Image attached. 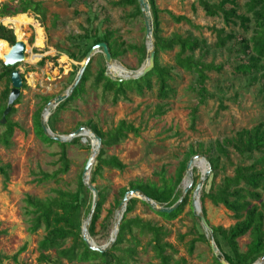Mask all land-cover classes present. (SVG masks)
I'll use <instances>...</instances> for the list:
<instances>
[{
	"label": "rangeland",
	"instance_id": "374dc122",
	"mask_svg": "<svg viewBox=\"0 0 264 264\" xmlns=\"http://www.w3.org/2000/svg\"><path fill=\"white\" fill-rule=\"evenodd\" d=\"M34 1L40 3L43 14L32 9L21 11L20 0L0 1V9L5 5V15L0 19L25 14L33 19L44 35L43 47L38 48L35 45V27L27 25L24 29L26 57L35 54L40 57L35 62L26 60L17 63L14 67L20 70L26 86L21 87L17 98L19 100L13 104L14 111L9 115V120L16 124L11 143L9 146L0 143V165L9 167L7 181H4L0 174V264H37L40 253L38 241L45 231L43 227L33 233L28 230L30 216L26 213L25 197L30 195L44 198L52 194L51 189L55 187L74 190L91 150V138L88 136L80 137L76 143L67 144L65 148L70 160L68 171L60 175L57 181H34V178L39 176L40 170L50 172L58 167L56 161L60 146L56 142H47L42 135H39L36 120L39 119L40 122L46 104L45 97L52 98L63 93L73 82L84 58L83 42L72 36L82 35L86 29L91 34L86 42L90 43L95 37L92 34L101 36L103 31L114 29L116 31L114 35L123 43L121 52L112 60L114 66L135 72L147 61L144 24L141 14L132 15L135 12L134 6H113L112 2L116 0ZM154 1L158 9L161 37L167 38L174 32L183 35L189 32L204 37L208 45L204 48L205 51L196 50L195 57H202L205 62L213 61L215 64L227 66L234 60L235 53L230 44L227 43L223 48H215L212 44L215 36L207 29L209 26H224L221 18L207 16L197 0ZM237 2L240 12H243L244 0ZM171 14L187 16L196 27L190 26L185 21L175 22ZM86 16L90 17L89 23L86 21ZM0 25L11 29L16 39L11 24H5L0 20ZM231 28L241 31L239 27H226L227 30ZM142 45L146 49L144 56L136 49L137 46ZM176 51L177 48L161 51L158 56L160 65L173 67L171 84L174 93L164 100L157 96V86L154 84L152 89L144 90L143 94L130 91L127 93V98H120L113 103L111 93H104L101 86L95 87L93 83L96 71L104 64L103 54L98 51L91 58V75L85 82L84 91L69 100L64 107L56 108V105L50 109L45 124L55 135H67L80 125L88 128L95 126L106 133L120 121L131 123L138 129L137 135L129 133L118 143L103 147L105 157L116 156L125 167L122 170L104 167L101 175L96 177L94 185L103 187L106 193L101 218L115 200H121L120 190L130 189L131 182L136 180L158 182L157 172L161 169H165L167 177L175 178L183 163L187 164L193 155H204L200 150L213 145L216 139L232 137L237 129L249 128L258 121L264 120V106L259 85L249 84L245 78L231 75L226 68L207 72L208 78L205 84L213 96L205 103H198L195 88L197 77L175 62ZM69 52L74 54L73 58L69 56ZM41 59H43L42 64L39 62ZM47 75L51 79H47ZM31 80L33 84L30 83ZM6 87L11 89L10 80L7 77L1 78L0 95ZM3 102L0 96V103ZM159 106L162 113L157 112ZM195 106H197L196 119L192 122L191 110ZM2 130L3 126H0V132ZM192 151H196L195 154L188 157ZM232 157L236 163H242L243 160L245 163L249 162L234 151ZM204 167L206 164L203 159H195L190 173L192 179L193 176L200 179ZM233 168V165L222 158L221 165L213 177L214 185L220 183L223 176L231 175ZM189 178L185 171L178 189H182ZM194 188L190 191V200ZM88 196L92 200L90 191ZM190 205L192 206L191 203H187L175 219L167 220L147 205L137 201L128 216L138 215L144 220L162 225L168 231L166 240L176 251L173 254L175 259L182 256L187 264H217L209 246L210 232L193 216ZM204 207L206 219L211 225L227 228L235 221L232 213L221 204L214 205L205 199ZM194 215L197 214L194 212ZM201 232L204 233L207 241L197 239L193 251L189 253L190 240L197 238ZM139 239L137 253L134 259H129V264L155 263L157 259L147 243L149 235H140ZM107 241L100 236L98 243L95 242L102 245ZM248 241L247 234L238 238L241 250H245ZM46 254L52 259L56 256L54 250H48ZM61 263L88 264L68 262L65 259H61ZM41 264H53V262Z\"/></svg>",
	"mask_w": 264,
	"mask_h": 264
},
{
	"label": "trees",
	"instance_id": "16d2710c",
	"mask_svg": "<svg viewBox=\"0 0 264 264\" xmlns=\"http://www.w3.org/2000/svg\"><path fill=\"white\" fill-rule=\"evenodd\" d=\"M20 1L21 11L32 9L43 14L39 2L34 0ZM147 2L152 16V36L155 46L152 69L137 79L118 80L104 74L105 66L103 64L94 75L93 83L95 87L101 86L104 93H111V100L116 103L120 98H127V93L130 91L143 94L144 90H150L156 84L157 96L164 100L174 93L171 84L173 80L171 70L173 67L160 65L158 56L161 51L177 48L174 56L175 62L184 70L194 73L197 77L195 88L198 103H205L208 98L213 96V93L207 89L205 84L208 78L207 72L212 70L220 71L226 68L231 75L245 78L249 84H258L262 95V105L264 106V0H244L243 12H240L237 0H197L198 5L207 16H218L222 20L224 26H209L207 29L215 36V40L212 43L215 48H223L229 43L231 48L234 49V60L228 66L215 64L213 61L205 62L202 57L194 56L196 50H206L204 48L208 45L204 37H198L189 32L186 35L174 32L167 38L161 37L159 35L158 9L155 1L147 0ZM112 4L119 7L132 5L135 7V12L132 15L141 14L136 0H116ZM4 8L5 5L0 9V17L5 15ZM171 18L175 22L185 21L190 26L196 27L187 16L171 14ZM86 21L89 23V16H86ZM226 27H239L241 31L234 28L227 30ZM115 32L114 29H107L103 31L101 36H96V33H94L92 36L95 37L90 43L86 42L91 36L86 29L82 35L78 34L72 37H77L76 39L83 42L85 46L83 57L92 45L104 42L112 60H114L121 52L123 45L114 35ZM0 38L5 39L10 45L15 41L12 30L7 29L3 25H0ZM136 49L144 56L146 50L144 45L141 47L137 46ZM69 56L73 58L74 54L69 52ZM91 61L92 59L86 66L76 88L66 99L57 104L56 108L64 107L69 100L84 91L85 82L91 75ZM39 62L42 64L43 59ZM11 71L12 69L5 68L0 59V79L7 77L10 80ZM22 86H26L24 78ZM9 92L10 89L8 87L1 92L0 96L4 102L3 104L0 103V118L6 107ZM49 99L50 97H45L44 100L47 102ZM18 100L16 99L13 104ZM13 104L6 115L5 123H0V126H3V130L0 132V143L5 146L10 145L16 126L15 123L9 120V115L14 111ZM196 110L197 106L191 110L192 122L196 119ZM157 112L162 113L161 106L158 107ZM36 126L39 135H42L47 142H56L60 146V150L56 161L58 167L50 172L40 170L39 176L35 177L34 181H57L60 175L68 171L70 166L66 145L76 143L80 137H75L69 142H58L45 135L39 119L36 120ZM90 129L101 138L102 146L90 171V181L95 183L96 177L101 175L104 167L118 170H122L125 167L124 163L116 156L105 157L103 147L118 143L129 133L137 135L138 129L125 121H120L106 133H103L95 126H91ZM232 151L249 162L245 163L244 160L242 163L234 162ZM195 152L192 151L188 157L195 154ZM200 152L207 157L211 167L210 173L202 184L199 196L202 213L206 217L204 201L208 199L214 205H223L232 213V217L235 219L234 223L227 228L211 225L206 219L220 255L229 264H253L264 255V120L258 121L249 128L237 129L232 137L216 139L213 145L200 150ZM222 158L228 164L233 165V172L231 175L223 176L221 182L214 185L213 177L221 165ZM8 168V165H0V174L4 181L9 179ZM185 171L186 162L181 165L175 178L167 177L165 169H161L157 172L159 176L158 182L136 180L130 183L129 188H138L156 203L163 206H171L181 194L182 189H178V185ZM198 178L193 176V184L182 203L169 213L157 212L138 197L129 198L119 223L115 242L105 252L90 249L81 235V226L88 215L92 201L88 196L89 190L81 180V174L74 190L55 187L51 189L52 194H48L44 198L27 195L25 197L26 213L30 216L28 230L33 233L43 227L45 231L42 238L38 241L40 253L37 264L42 262L62 264L61 259H65L68 262L77 261L88 264H129V259H134L137 253L136 248L140 244V235L144 234L149 235L147 243L157 259L153 264H187L186 259L182 256L177 259L174 258L173 254L176 251L173 245L166 240L168 231L162 225L144 220L138 215L128 216V213L134 209L137 201H140L163 218L173 220L181 214L187 203H191L190 191L196 186ZM95 187L98 190V201L90 220L88 231L94 241L97 242L100 236L107 241L112 227V217L120 201L115 200L101 218L106 193L103 187L101 188L98 185H95ZM126 190L125 188L120 190L121 197ZM190 207L193 216L198 221H201L198 215H194L191 205ZM246 234L249 237V241L245 250H241L238 238ZM197 239L207 241L204 233H199L197 238L190 240L189 253L193 251L194 243ZM48 250L55 251L56 256L54 259L46 254ZM212 254L215 262L221 264L219 258L213 252ZM13 258L15 259L16 255Z\"/></svg>",
	"mask_w": 264,
	"mask_h": 264
},
{
	"label": "water",
	"instance_id": "95a60500",
	"mask_svg": "<svg viewBox=\"0 0 264 264\" xmlns=\"http://www.w3.org/2000/svg\"><path fill=\"white\" fill-rule=\"evenodd\" d=\"M137 4L140 9L141 17L144 24V30H145V39H146V45H147V61L135 72L133 71H125L122 68H119V72L113 69V63L112 58L110 56L109 50L107 48L106 43L104 42H98L90 47V49L86 52L82 62L79 65L78 71L74 77L73 82L70 84V86L63 92L59 93L52 98H50L46 104L43 107L41 117H40V124L41 128L44 131L45 135H47L49 138L56 140L58 142H69L75 137H84L85 134L88 135V137L91 138V150L89 153V156L87 157L82 172H81V180L85 187L91 192L92 195V201L91 206L88 212V215L86 219L83 221L81 226V235L85 243L89 246L90 249L98 251V252H105L114 244L120 220L123 216V213L126 208V203L129 198L131 197H138L142 200H144L150 207H153L157 212H166L169 213L176 209L183 201L185 195L187 194L188 190L192 186L193 179L190 176L192 165L194 163L195 159H203L205 161L206 167H204L202 171V175L200 179L198 180L191 197V204L192 209L194 212L199 216L202 224L208 229L210 232L209 237V246L214 253L215 256L219 258V262L221 264H229L221 255L220 251L212 237L211 228L206 220V217L202 213L201 207H200V190L202 187V184L204 180L207 178L208 174L210 173L211 167L208 162V159L205 155H193L190 157L186 164V173L189 175V181L184 185L182 188L181 194L179 198L173 203L171 206H163L158 203H156L154 200H152L150 197H148L142 190L138 188H131L127 189L125 193L123 194L119 204L117 205L115 217L113 221V226L110 232L109 239L106 243L102 245H98L90 236L88 227L90 224V220L92 218V215L94 213L97 201H98V190L95 187L94 183L90 181V171L93 167V163L95 161V158L99 152L100 146H101V138L90 128L80 125L73 131H71L67 135H55L52 133V131L48 128V126L45 124V121L47 117L45 116V113L50 114V109L52 107H55L57 104H59L61 101L66 99L76 88L78 83L80 82V79L82 77V74L88 65L89 61L91 60L92 56L98 52L101 51L104 57V66L105 71L104 74L106 76L112 77L114 79L118 80H129V79H137L139 77L144 76L149 70L152 69L154 65V57H155V46L154 42L152 40V16L150 12V7L148 5L147 0H136ZM9 51L4 54L2 62L5 68L12 69L10 72V83H11V89L8 94L7 98V104L5 109L3 110L2 116L0 118V123H4L6 121V115L11 109L12 104L14 101L18 98L20 94V89L23 85V77L20 73V70L14 68L17 63H20L22 61H26V54H25V43L22 40L15 39L13 44L9 45ZM115 75L114 77L112 76ZM47 79H51L49 75H47ZM85 138V137H84ZM255 264H264V255L261 256L258 260L254 262Z\"/></svg>",
	"mask_w": 264,
	"mask_h": 264
},
{
	"label": "bare ground",
	"instance_id": "6f19581e",
	"mask_svg": "<svg viewBox=\"0 0 264 264\" xmlns=\"http://www.w3.org/2000/svg\"><path fill=\"white\" fill-rule=\"evenodd\" d=\"M2 1V0H0ZM2 20L3 23L11 24L15 35L16 39L22 40L24 42V29L27 27V25H34L35 27V32H36V39H35V45L38 48L43 47V42H44V35L42 29L33 21L32 18L25 14H20L16 15L13 17H5ZM9 46L7 41L5 40H0V58L3 59L4 54H6L9 51ZM25 52H26V45H25ZM40 56L38 54L31 55L29 57H26L25 60L30 61V62H35ZM113 69L119 72V68L116 66H113ZM30 83L33 84V81L31 80ZM49 113H45V116L47 117ZM85 136H88L85 134Z\"/></svg>",
	"mask_w": 264,
	"mask_h": 264
}]
</instances>
